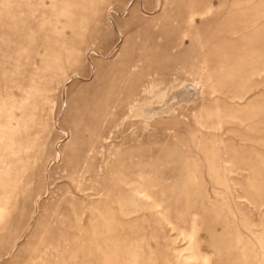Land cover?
<instances>
[{"label": "rangeland", "instance_id": "374dc122", "mask_svg": "<svg viewBox=\"0 0 264 264\" xmlns=\"http://www.w3.org/2000/svg\"><path fill=\"white\" fill-rule=\"evenodd\" d=\"M0 264H264V0H0Z\"/></svg>", "mask_w": 264, "mask_h": 264}]
</instances>
